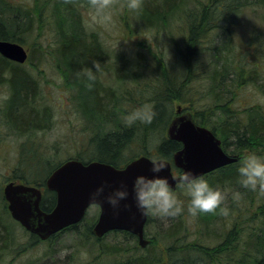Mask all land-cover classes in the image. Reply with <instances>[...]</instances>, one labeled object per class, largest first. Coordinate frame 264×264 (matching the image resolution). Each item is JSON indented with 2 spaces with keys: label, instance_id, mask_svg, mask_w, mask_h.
<instances>
[{
  "label": "trees",
  "instance_id": "16d2710c",
  "mask_svg": "<svg viewBox=\"0 0 264 264\" xmlns=\"http://www.w3.org/2000/svg\"><path fill=\"white\" fill-rule=\"evenodd\" d=\"M30 1L32 4L0 0V40L25 44L33 24L41 26L48 5L51 7L57 36L56 68L62 70L64 79H69L77 108L91 125L82 129L79 149L72 157L116 168L139 156L171 163L181 144L169 140L165 131L175 115L174 103L184 104L185 110L192 111L194 122L210 129L220 139L222 149L227 152L230 148L227 153L235 155L237 161L187 185L191 212L178 199L167 205L166 214L171 217L163 239L170 242L168 264H264V111L253 102L240 107L238 101L245 92L264 98V0H136L137 17L147 28L167 25L176 15L181 16V25L172 47L173 57L165 60L160 53L154 56L148 83L134 92L125 89L117 94L101 83L99 76L106 72L108 52L94 33L83 32L78 9L85 5L101 7L104 0ZM247 10L257 13L256 22L244 40L236 42L235 31ZM40 62L34 63L28 57L25 64L41 71ZM118 62L124 63L122 59ZM25 64L0 56V86L7 90L0 116L10 131L21 136L52 127V111L40 93V80ZM114 68L115 81L121 84L119 66ZM136 145L139 155L128 157L126 152ZM19 152L11 180L43 188L45 177L38 174L48 159L43 160L35 148H25L23 143ZM225 187L248 201L243 211L236 203L227 207L229 216L233 214L230 223L222 219L225 210L221 200H214ZM54 201V194L44 191L42 210H50ZM2 202L3 212L9 215L3 198ZM148 222L147 218L145 226ZM213 222L222 227V233L218 242L206 245L200 230L208 231ZM81 223L65 228L48 241L65 231L80 233ZM113 233L135 238L125 232ZM82 235L95 242L101 240L93 237L90 225ZM1 237L0 243L6 245ZM30 239L32 243L39 241L34 236ZM101 252L113 257L130 253L113 245ZM136 254V250L131 252L125 262ZM158 263L156 256L148 260L133 257L132 262H126Z\"/></svg>",
  "mask_w": 264,
  "mask_h": 264
},
{
  "label": "rangeland",
  "instance_id": "374dc122",
  "mask_svg": "<svg viewBox=\"0 0 264 264\" xmlns=\"http://www.w3.org/2000/svg\"><path fill=\"white\" fill-rule=\"evenodd\" d=\"M18 3H30V0H11ZM136 0H104L101 7L97 6H79L82 13L83 32L95 34L97 39L107 49V67L106 72L99 76L101 83L105 87H110L115 93L123 92L125 89L136 91V88H142L144 83H148L150 78L149 68L154 56L170 59L173 57V44L178 38V27L181 25V16L176 15L167 25H157L155 28H147L137 17ZM52 3V2H51ZM51 7L48 5L44 20L41 26L33 24L31 33L26 37L25 44H22L30 60L41 61L39 69L35 66L30 70L33 76L39 81L40 93L43 100L52 111V127L48 131L38 132L29 136L15 135L10 131L0 116V264H126L132 262L133 257H151L159 259L158 264H168L167 246L170 242L163 239L168 225L170 215L166 214L167 205L170 201L177 199L183 203L185 210L190 208V187L182 185L171 192L161 184H156L148 193L147 212L149 222L145 228V238L148 240L146 248L138 246L137 241L123 235L122 233H110L106 237L95 242L92 238L82 235L87 225H94L98 215L96 206L88 207L84 221L79 225L76 235L69 231L60 233L52 241H35L32 243L29 234L22 229L17 222L13 221L9 215L2 210V190L5 183L14 181L12 171L21 156L19 147L23 143L25 148H35L40 158L48 159V164L43 163L39 169L38 177L43 178L57 164L70 158L76 153L78 139L84 134L82 129L90 128L91 125L79 111L77 100H74L75 92L70 86L69 79H64L62 70H57L56 62V40L55 28H53L52 17L50 16ZM178 14V13H177ZM242 17L239 29L235 31L236 42L247 36V31L256 22L257 13L247 10ZM41 59V60H39ZM118 59L124 61L119 65ZM116 60V64H115ZM119 66L117 72L120 75L122 83L115 81L113 70ZM136 83V84H135ZM257 94L251 92L241 93L238 97L240 107L253 102L263 108L264 98L257 97ZM7 98L5 86H0V110ZM75 102V103H74ZM180 106H186L181 103H174V110ZM78 107V108H77ZM192 113V111L190 110ZM120 113H118V116ZM166 132V131H165ZM81 139V138H80ZM139 148L132 147L126 152L128 157L138 154ZM230 148L227 149L229 152ZM29 153H32L29 152ZM139 155V154H138ZM176 175V174H175ZM16 182V181H14ZM215 197L214 200H221L225 213L223 220L232 222L233 214L229 216L227 207L236 203V207L243 211L248 201L244 195L231 192L225 187ZM235 210V208H234ZM235 213V212H234ZM173 220H174V214ZM219 219V220H222ZM201 223H195L198 226ZM208 225V224H207ZM208 231L200 230L202 242L206 245H212L220 239L222 227L213 222ZM202 228V227H201ZM4 236H7L4 237ZM119 246L128 252H134L125 262L123 254L113 257L104 255L102 248L110 246ZM176 250V249H175ZM179 250V248H177Z\"/></svg>",
  "mask_w": 264,
  "mask_h": 264
},
{
  "label": "water",
  "instance_id": "95a60500",
  "mask_svg": "<svg viewBox=\"0 0 264 264\" xmlns=\"http://www.w3.org/2000/svg\"><path fill=\"white\" fill-rule=\"evenodd\" d=\"M0 55L17 64L27 60V52L18 43L0 40ZM167 128L169 140L181 144L171 163L164 159L139 156L121 168L92 161L83 163L67 159L45 180V188L55 194L53 207L40 208L42 192L39 187L9 182L3 187V197L10 217L23 229L40 240L69 226L78 224L88 207L99 208L91 232L100 239L112 231L135 236L144 248L147 220L146 198L155 184L175 190L178 184H188L210 172L237 161L227 154L214 133L194 122L189 111L176 108ZM174 169L178 175H174Z\"/></svg>",
  "mask_w": 264,
  "mask_h": 264
},
{
  "label": "bare ground",
  "instance_id": "6f19581e",
  "mask_svg": "<svg viewBox=\"0 0 264 264\" xmlns=\"http://www.w3.org/2000/svg\"><path fill=\"white\" fill-rule=\"evenodd\" d=\"M93 235V234H92ZM93 237H94V235H93ZM95 238V237H94Z\"/></svg>",
  "mask_w": 264,
  "mask_h": 264
},
{
  "label": "flooded vegetation",
  "instance_id": "af4514ba",
  "mask_svg": "<svg viewBox=\"0 0 264 264\" xmlns=\"http://www.w3.org/2000/svg\"><path fill=\"white\" fill-rule=\"evenodd\" d=\"M40 189H42V190H43V188H40Z\"/></svg>",
  "mask_w": 264,
  "mask_h": 264
}]
</instances>
